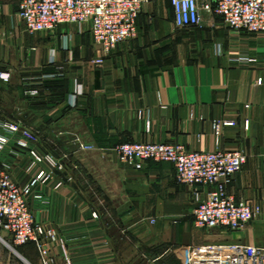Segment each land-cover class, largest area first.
Segmentation results:
<instances>
[{"label":"crops","instance_id":"0c3cea01","mask_svg":"<svg viewBox=\"0 0 264 264\" xmlns=\"http://www.w3.org/2000/svg\"><path fill=\"white\" fill-rule=\"evenodd\" d=\"M20 1L0 0V73L11 72L10 84L0 81V118L23 110L40 135L33 149L64 169L10 146L0 153L20 187L45 171L29 204L55 236L48 258L36 243L11 248L3 236L0 264H219L220 247L264 248V36L207 12L200 26L180 29L171 0H151L137 37L104 56L88 29L30 33ZM124 143L244 153L228 191L262 214L236 232L196 228L205 190L179 185L169 163H120Z\"/></svg>","mask_w":264,"mask_h":264},{"label":"built area","instance_id":"2783aa9c","mask_svg":"<svg viewBox=\"0 0 264 264\" xmlns=\"http://www.w3.org/2000/svg\"><path fill=\"white\" fill-rule=\"evenodd\" d=\"M150 3L151 0H21L19 16L32 34L52 35L67 25L76 26L79 33L88 29L94 45L106 56L120 44L137 37L138 18ZM171 5L177 28L200 26L202 12H207L221 17L233 31L264 36V0H171ZM65 43L69 50L71 36L65 38ZM54 62L52 58L51 63ZM95 63L101 65L103 59L98 58ZM10 79L8 72L0 74L1 81L7 83ZM220 126V122L214 124L217 133ZM0 128V153L15 140L12 135L20 133L15 143L21 150H29L37 162L47 161L57 166L50 156L43 159L30 147L31 142L36 141L30 131L7 123ZM116 152L120 163L136 170H143L150 162L169 163L175 168L179 185L205 190L206 197L198 199L194 211V224L198 229L240 231L263 212L261 206L237 201L228 191L235 175L247 163L242 152H197L180 144L160 143H124L116 148ZM58 168L64 169V166L60 164ZM9 169V166L0 167V240L3 235L9 236L11 248L36 243L43 256L48 258L47 240L54 241L55 236L51 230L36 223L29 204V198L39 183L45 181L46 174L42 171L29 184L20 187ZM220 249L225 251L219 264H264V248L234 244Z\"/></svg>","mask_w":264,"mask_h":264},{"label":"rangeland","instance_id":"374dc122","mask_svg":"<svg viewBox=\"0 0 264 264\" xmlns=\"http://www.w3.org/2000/svg\"><path fill=\"white\" fill-rule=\"evenodd\" d=\"M11 73L9 71H6V72H1V73ZM0 73V74H1ZM11 75V74H10ZM1 81V80H0ZM2 84H10L11 83V79H10V82H4V81H1ZM1 89V88H0ZM7 94V93H6ZM20 103L21 104H25V102L23 100H20ZM1 115H3L1 118H0V127L3 125V124H14V125H17L22 131H30L35 137H36V141L35 142H31L30 144V147L33 149V144H35L38 140V138L40 137V135L38 134V132L35 131V129H32L31 127H28L24 122H25V119L27 117V114H25V112L23 110H17V111H13V112H7L6 114L4 113H1ZM0 131H1V128H0ZM13 138H15V140L9 145L12 149L11 152H13L14 154H23V153H26L28 152L30 154V151L29 150H21L20 147H18L15 143L16 139H19L21 134L18 133L16 135H12ZM13 144V146H11ZM86 147H89V146H86ZM9 148V147H8ZM7 148V149H8ZM84 148V146H83ZM6 149V150H7ZM91 149V147L89 148V150ZM5 150V151H6ZM36 154L39 156V154L37 153V151L35 149H33ZM31 156V155H30ZM32 157V156H31ZM41 157V156H40ZM46 157H49V155H47ZM54 162L56 163L57 167L58 165H60V163H58L52 156H50ZM33 158V157H32ZM35 161L36 159L33 158ZM37 162V161H36ZM47 162V161H46ZM37 163H42V162H37ZM62 165V163H61ZM63 166V165H62ZM45 172V171H44ZM38 176V175H37ZM47 229V228H46ZM48 230V229H47ZM2 236V235H0ZM4 236V235H3ZM55 242V241H53ZM50 254V253H49Z\"/></svg>","mask_w":264,"mask_h":264}]
</instances>
